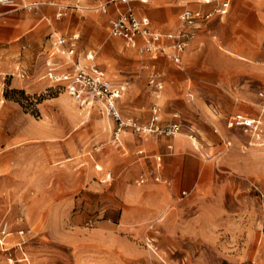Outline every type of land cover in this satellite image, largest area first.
Instances as JSON below:
<instances>
[{
    "label": "rangeland",
    "instance_id": "rangeland-1",
    "mask_svg": "<svg viewBox=\"0 0 264 264\" xmlns=\"http://www.w3.org/2000/svg\"><path fill=\"white\" fill-rule=\"evenodd\" d=\"M203 1L165 5L168 13L156 18L150 9L159 7L157 0L134 6L151 17L156 30L178 33L185 8H214L215 3ZM15 2V7L0 5V23L21 11L53 7L44 19L50 31L42 41L53 31L80 33V62H87L84 54L92 50L107 77L127 85L118 100L121 115L146 123L157 104L166 125L179 112L183 127L174 139L188 145L167 149L166 136L131 129L116 143L115 120L99 104L80 106L65 87L54 88L44 71L29 64L22 63L29 78L19 76V65L2 71L0 220L6 217L12 226L7 239L12 257L20 264H264V22L241 18L242 8L223 18L213 14L193 30L180 66L169 56L172 49L155 59L165 81L158 89L149 84L150 55L111 35L116 15L89 23V15L105 14L94 8L100 2L40 0L29 7ZM60 7L63 16L57 19ZM73 9L82 14L77 28ZM168 19L177 22L175 29L158 28ZM24 40L18 41V62L32 49L22 48ZM163 42L169 44L166 38ZM10 44L0 40L1 63L10 57ZM222 45L257 56L232 61L222 55ZM39 51L33 62L46 56ZM13 77L44 87L35 93L11 88ZM244 118L255 123H237ZM190 127L195 142L188 137ZM145 139L154 140L156 149H146ZM134 189L150 194L160 189L167 209L158 214L128 208L119 195ZM127 212L130 221L123 223ZM19 229H25L23 237ZM7 254L0 246V264H12Z\"/></svg>",
    "mask_w": 264,
    "mask_h": 264
},
{
    "label": "built area",
    "instance_id": "built-area-1",
    "mask_svg": "<svg viewBox=\"0 0 264 264\" xmlns=\"http://www.w3.org/2000/svg\"><path fill=\"white\" fill-rule=\"evenodd\" d=\"M100 2L97 7L101 12H108L110 5H125V8L119 12L117 17L111 20V35L121 38L125 41V45L131 49H137L142 53L150 55V59H156L159 55L168 54V49H172L169 55L172 61L180 66L182 64V55L189 42L193 37V30L199 28L200 23L211 18L213 14L219 17L225 16L229 9L231 0H204L203 3H215V7L208 12L202 10L186 9L181 14L183 28L178 33L156 30L150 17L146 14H139L134 3L139 2L146 4L149 0H92ZM0 5L15 7V0H0ZM37 5V4H35ZM56 14V18L63 16V11ZM166 38L169 44L163 42ZM142 40V42H140ZM49 49L42 53L48 59L45 61L44 77L48 78L54 88L58 86L65 87L70 96L82 107L92 108L96 104L100 105L102 113L115 120L113 129V138L115 142H120L121 137L127 129H131L135 133L147 135H164L173 136L181 132L183 122L180 119L179 112L173 113V120L168 124H162L160 115L161 109L157 104L152 108V116L146 123H141L134 117L122 116L117 105L127 91V85L124 83L113 82L96 62L95 53L92 50L85 52L84 57L87 62H80L78 55V44L80 42V33L59 34L57 31L49 33L47 36ZM26 48V47H24ZM60 56V59L58 58ZM78 59V60H75ZM64 60V61H61ZM145 67L149 68V64ZM19 76L29 78L30 74L27 69L21 67L18 69ZM149 84L161 89L164 80L160 72L153 71L149 75ZM264 106V93H261ZM238 124L253 126V122H249L247 118L238 121ZM233 124V123H231ZM188 137L195 142L197 136L195 130L190 127ZM171 148V146H169ZM143 153V151H140ZM156 180H160V176H155ZM145 178L140 179V183H144ZM11 223L4 217L0 220V246L7 250L8 260L12 264H20V259L12 257L8 244V237L11 236ZM17 234L23 237L25 229H19ZM28 260L26 256L22 257Z\"/></svg>",
    "mask_w": 264,
    "mask_h": 264
},
{
    "label": "crops",
    "instance_id": "crops-1",
    "mask_svg": "<svg viewBox=\"0 0 264 264\" xmlns=\"http://www.w3.org/2000/svg\"><path fill=\"white\" fill-rule=\"evenodd\" d=\"M18 1L20 3L22 1L23 6H25L24 4L28 2L29 5L25 7H29L34 3L39 4L40 2V0H18ZM58 1H66V0H58ZM67 1H73V0H67ZM187 2L188 0H157L159 7L152 8L150 10H151L152 16L156 18L158 14L168 13L169 7L165 5H169V4L177 5V4L187 3ZM79 3H80V0H79ZM51 4L58 5L57 3H54V2H52ZM134 7L136 11L139 14H141L140 7L138 6H134ZM60 8H59V11H60ZM124 8H125V5H122V4L116 5V6L113 5V7L112 6L109 7L108 12H106L105 14H101V15L92 14L87 17V20L89 21L90 24H93V25L100 24V23L102 24L108 20L109 16L116 15L117 17L119 12L123 10ZM239 8H242L241 11ZM186 9H191V8H185L182 11V13ZM193 10H202V9H193ZM230 10H232L231 13H239L240 11V14H239L240 17L241 16L242 17L252 16V17L257 18L260 22H264V0H259V1L257 0H231L230 9L226 15L229 14ZM59 11H57L56 14ZM53 12H54L53 7H49V6L43 7V8L39 7L38 9H30V10L18 12L17 15L14 16L13 18L7 21H4L3 23H0L2 30L5 31V33H3L2 30L0 31V40L7 39L11 41L10 46L6 48V53L9 54L10 57L7 59V63L4 64L0 62V73L2 71L13 72L14 70H16V68L18 69V67H16L18 65L20 67L23 66L25 68V65H23L22 63L29 64L31 67H34L36 72L39 71V73H41V71L42 72L46 71L45 61L48 59V57L44 56L43 58H41L40 55H38L35 61L33 62V55L37 50H40L39 52L42 54V53H45L49 49V43L47 42V38L44 42L42 41L43 37L45 36L44 34L50 31V27L47 25L44 19L47 17V15L52 14ZM204 12H208V11H204ZM239 18L237 19V21L240 20ZM81 19H82V14L80 13V11L77 9H73V12L71 13V21H73V23L75 21V23L77 24V26H74V27L77 28L79 26L76 21L81 20ZM151 21L153 20L151 19ZM152 25H153V22H152ZM176 27H177V22L171 19L163 20L162 23L158 25V28L164 31L170 28L175 29ZM110 29H111V26H110ZM21 38H24L25 39L24 41L27 42L22 45V48L26 50L27 47H30L31 45L32 49L29 55L26 54L25 57L22 58L23 60L18 62L19 59H17L15 56L19 48L18 41ZM140 42H142V40H140ZM221 48L225 51V53H222V55L224 57L231 59L232 61L240 60V61L250 62L252 61V59L256 58L257 56V53H254L253 51L244 49L239 46L229 47L226 45H222ZM42 49L43 51H41ZM260 55H262V57L264 56V50L260 52ZM146 64H149L150 72H153V71L160 72L156 65L155 59H149L146 62ZM251 68L254 69V67H251ZM262 70H263L262 75L264 76V68ZM28 71L30 73L29 69ZM3 78L4 77L0 75V83L2 82ZM9 84L11 88L24 89L30 93H35L37 91H40L44 87V83H36V82L28 83L27 81L26 82L22 81L21 79L17 77L11 78ZM151 116H152V113H151ZM161 122L163 124L162 119H161ZM166 138L168 139L166 142L167 149H173L174 147H176L177 149H181L184 146L188 145L185 142V140L182 139L181 137L174 139L173 136H166ZM143 146L149 151H153L154 149H156L158 144L154 140L145 139ZM169 146H171V148ZM119 197L122 198V201L127 205L128 208L131 207L132 210H146L147 212L152 211L158 214H160L162 210H166L168 207L167 204L169 203L168 200L166 199V194L163 193L160 189L154 190L152 194L134 189V190H130L124 193L123 195H119ZM128 214L129 212H127V214L124 216L123 223H128L130 221L128 218L129 216Z\"/></svg>",
    "mask_w": 264,
    "mask_h": 264
},
{
    "label": "bare ground",
    "instance_id": "bare-ground-1",
    "mask_svg": "<svg viewBox=\"0 0 264 264\" xmlns=\"http://www.w3.org/2000/svg\"><path fill=\"white\" fill-rule=\"evenodd\" d=\"M34 4H37V3H34ZM34 4H32V5H34ZM25 6H28L29 5V3L28 2H26V4H24ZM176 135H181V133L179 132V133H177ZM175 135V136H176Z\"/></svg>",
    "mask_w": 264,
    "mask_h": 264
}]
</instances>
